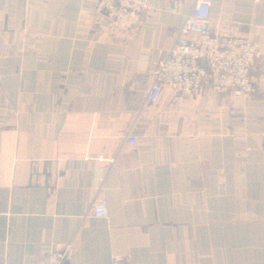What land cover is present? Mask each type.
<instances>
[{
    "label": "crops",
    "instance_id": "0c3cea01",
    "mask_svg": "<svg viewBox=\"0 0 264 264\" xmlns=\"http://www.w3.org/2000/svg\"><path fill=\"white\" fill-rule=\"evenodd\" d=\"M191 2L120 34L106 0H0V264H264V0H211L258 45L254 94L146 102Z\"/></svg>",
    "mask_w": 264,
    "mask_h": 264
},
{
    "label": "built area",
    "instance_id": "2783aa9c",
    "mask_svg": "<svg viewBox=\"0 0 264 264\" xmlns=\"http://www.w3.org/2000/svg\"><path fill=\"white\" fill-rule=\"evenodd\" d=\"M175 9L184 0H169ZM156 0H106L105 10L112 26L122 34L139 24L140 14L153 8ZM211 0H192L180 26L169 28L146 102L154 103L164 89L175 94L198 96L203 87L218 94L249 97L256 91L253 66L260 55L258 45L246 37L221 36L213 32ZM131 144L135 138H127ZM101 161L106 160L100 158ZM111 164L114 159H108ZM94 217L108 220L107 202L98 195L91 203ZM69 244L49 252L57 263ZM121 258L116 259V262Z\"/></svg>",
    "mask_w": 264,
    "mask_h": 264
}]
</instances>
